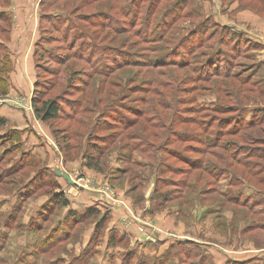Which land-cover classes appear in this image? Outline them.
Instances as JSON below:
<instances>
[{
    "label": "rangeland",
    "instance_id": "374dc122",
    "mask_svg": "<svg viewBox=\"0 0 264 264\" xmlns=\"http://www.w3.org/2000/svg\"><path fill=\"white\" fill-rule=\"evenodd\" d=\"M41 1L0 0V12L10 19L0 22L7 92L0 94V108L22 113L25 123L32 115L57 150L52 131L67 128L71 145L58 152L57 171L68 172L79 186L65 187L54 175L58 157L45 140L30 139V132L13 129L15 119L2 118L0 264H264V0H220L218 8L211 0H46L43 8ZM234 1L238 12L260 18L258 29L222 25L221 16L233 21L234 10L228 9ZM42 14L52 23L43 22L40 32ZM21 27L34 31L27 44ZM12 30L15 43L9 48ZM17 63L27 64L28 87ZM228 72L239 83L224 80ZM85 98L97 104L68 121L73 104ZM32 99L55 101L61 119L38 120ZM84 118L89 127L80 124ZM147 120L151 128L145 131ZM129 121L136 125L126 126ZM95 122L101 131H91ZM112 133L117 139L102 157L103 172L90 169L100 177L96 182L80 170L81 154L87 142ZM128 135L144 137L145 150L138 141L133 149L135 143L124 139ZM193 136L203 144L190 142ZM182 160L203 165L189 169ZM76 161L75 169L68 166ZM155 179L158 193L169 199L161 208V198L152 200ZM38 183L43 186L36 189ZM118 189L140 210V219L155 222L165 213L180 221V233L158 228L156 238L167 241L136 243L112 228L104 204L91 206L90 218L80 217L85 209L68 210L75 219L55 205L61 192L70 190L72 208L71 202L91 196L83 192L95 190L127 211ZM104 215L109 220L101 223ZM136 231L144 234L141 227Z\"/></svg>",
    "mask_w": 264,
    "mask_h": 264
},
{
    "label": "crops",
    "instance_id": "0c3cea01",
    "mask_svg": "<svg viewBox=\"0 0 264 264\" xmlns=\"http://www.w3.org/2000/svg\"><path fill=\"white\" fill-rule=\"evenodd\" d=\"M211 1L213 2V4H215L216 8L220 7V0H211ZM237 7H238V1H234L233 3L230 4V8L228 9V11L234 10V19H233V21H230L227 16L226 17L221 16V20L224 19L223 22L220 20L222 25H225V26L227 25L228 27H232V25H234V26H236L237 29L241 30L244 28V23H245L247 25L250 24L252 26H255V28H256L258 26V24L260 23V22H258V19H260V18H258L257 16H255L253 14H249V12H246V11L238 12ZM20 13H22V11H20ZM236 23H238V25H236ZM256 29H258V28H256ZM259 30L264 31V28H260ZM12 32H13V30L11 31V36H10L11 39H10V42L8 43L9 48L12 46V43H15V40L12 39L13 38ZM19 32H20V35H22V38H23L22 43H24V44H27L30 37L34 36V31L26 29L25 27H21ZM20 53L23 55L24 50H21ZM26 66H27V64H25V63H24V65H20L17 63V70L22 71V72H20L22 79H20V78L19 79H20V81H22L24 86L28 87L29 85L27 84V81L29 83H30V81H29V78L25 72ZM31 84H32V82H31ZM30 92H32V87H31ZM19 114L20 113H18V112H13V111L7 110V108H4V107L0 108V116H1L0 118H6L7 120L9 119L10 121H12V119H15V121L18 123L16 125V127H14L13 129L23 130L24 134L26 132H30V136H29L30 139H32V137H33V138H36L37 140H42V141L45 140V142L48 143V145L50 146V148L52 149V151L54 152L56 157H58L56 162L54 163V165L52 167V171L55 172V170L58 169L57 166H58V163L60 160L59 159L60 154L58 153V150L52 146V143H51L52 141L47 137L46 134H44V132L42 131V128L40 127V124L35 120V118L32 115L30 117L29 116L27 117V123H25L24 120L21 119L22 113L20 114V116H19ZM25 129H26V131H25ZM39 150H41V152L43 151L42 148H39ZM77 165H79L77 161L68 164L69 167H72L74 169L76 168ZM112 167L116 168V165H113ZM80 170L86 172L87 177L91 178L92 180H95L96 182H99L100 177L98 175H96V173L93 172L92 170L84 167L83 164H81ZM64 172L70 176V174L68 172L63 171V173ZM64 185H65V187L66 186L68 188L70 187L69 185H67V183L65 181H64ZM118 190L120 192V198L124 196L123 197L124 199H121V200L122 201L125 200V202H123V204L122 203L121 204L123 206L126 205L125 207L129 206L131 210L128 208L129 210L126 211L123 209L124 207H122L120 204L115 205L112 202H109L106 198H104V196L101 193H99L98 191L91 190L90 192H88V191L83 192V193H88L91 196H83L82 200H80L78 202V204H74V202H71L72 208L67 206L65 208V212H68V210H74V209H87V208H89L95 204H97V205L98 204H104L110 208L109 209L110 210V216H112L110 225L112 226V228L114 227L115 229L121 231V233H126L131 239H134V241L136 243L137 242L140 243L141 240H143V241L146 240V241L152 242L154 239L158 240L159 242L167 241L169 239L167 237L163 238L160 236L161 238H159V239L156 238V236L159 237L158 234H156L159 232L158 231L159 229L162 231V233H163V231H167V232L175 231L178 234L180 233V221L176 220L177 224H175V222H173L175 219L169 218L168 216L165 215V213H161L158 216L156 215L155 222H151V221H148L146 219H140V217H139L140 210L136 209L135 206L133 205L132 200L128 199V197L125 196L124 190H121V189H118ZM79 194H80V192L78 193V195ZM72 197H73L72 200H74L77 198V195L74 194V195H72ZM49 202H50V200H49ZM111 209H115V210H111ZM127 212L129 213L128 215H127ZM121 217L125 218L122 221L123 223L119 221ZM166 217H168V218H166ZM138 220H141V223H143V224L137 223V222H139ZM148 222H150V223H148ZM138 226L143 228L144 234L140 235L139 233H137L136 228H139ZM156 230L158 232H155ZM144 237H146V238H144ZM175 237H180V236H174L173 238H175ZM137 245H139V244H137Z\"/></svg>",
    "mask_w": 264,
    "mask_h": 264
},
{
    "label": "trees",
    "instance_id": "16d2710c",
    "mask_svg": "<svg viewBox=\"0 0 264 264\" xmlns=\"http://www.w3.org/2000/svg\"><path fill=\"white\" fill-rule=\"evenodd\" d=\"M45 1L46 0H42L41 1V3H40L41 8L44 7ZM179 3H180V0H179ZM151 5H152V1H151V4H150V7H151ZM41 11H43V9ZM130 14H131V11L128 10V15H130ZM48 20L51 22L52 21V18L51 17L48 18L46 16V14H42L41 15V17H40V27H39L40 32L42 31V27H41L42 23L43 22H48ZM9 21H10V19H9L8 15H6L3 12H0V22H6L7 23ZM226 28L227 27H223L224 30ZM237 36L239 37L238 34H237ZM182 42H183V40L181 41V43ZM223 42H224L223 39L220 40V43L221 44ZM197 48H201V41L199 42ZM194 50H196V49L195 48H192V50L190 51L191 52L190 54H194L195 53ZM34 57H35V55L33 54V58ZM2 74H3V72L0 70V94L5 95L7 92H6V87L3 86L4 83H3ZM218 75L219 74H215L214 76H218ZM223 78H224V80L231 79V80H234V81H237L238 82L237 77L236 76H233L232 77V75H230L229 72L227 74H225L223 76ZM195 80H197V78ZM240 84L245 85V82H241ZM90 101H92V103ZM32 103H33L34 114H35L36 118L38 120H40L41 122L48 124L50 122L59 121L61 119L60 118L59 106H58V104H56L55 101L50 100V99L49 100H43V101H41V100L34 101L32 99ZM96 104L97 103L94 100H91L89 98H85L84 101L81 100L77 104H73V105H76V108H73L72 113L70 112L71 114L68 113V115H67V118L69 119L68 121H71L73 118H70V117H73L74 115H78L81 110H82V114L83 115L88 114L89 112L87 110V107L88 106L95 107ZM151 117L156 118V120H158V121H160V119H161V117L159 116V113H154V115L151 116ZM157 118H159V119H157ZM89 120H90L89 118L88 119L84 118V119L80 120V122H81L80 124H82V125L84 124L87 127H89L90 126ZM150 122H151V120H147L145 122V125L143 127L145 131H148L151 128V126L148 124ZM133 123H134L133 121H131V122L129 121L125 125L126 126L128 125V127H130V125H132ZM5 124H6V120L1 118L0 119V127H2ZM191 124L192 125H196V122L194 120H191ZM101 125L102 124H100L98 122L93 123V125L91 127V131L92 132H95V131L99 132V131H101L102 130V126ZM113 125H115V124H113ZM134 125H136V122L133 124V126ZM151 125H152V123H151ZM107 126L108 127H111L112 125L111 124L110 125L107 124ZM249 127H253V124L251 122L249 123ZM52 134H53V137H54L56 146L58 148V152H60V153L62 151L65 152L66 149L70 147V145H71L70 143H71V139H72V135L67 132V128H64V129L54 128V130L52 131ZM113 134L114 133L109 134V135H105V136H101V137H97L96 138V141H94V142H87V145L85 147L86 150H85V152H83V154H81V158L84 161V164H83L84 167H86L87 169H92V170H94V171H96L98 173H102L103 172L102 162H101L102 161V157L105 156L106 151L108 150V148L110 146H112L114 144V142L116 141V139H117V138L114 137L116 135L115 134L113 135ZM227 135H232V134L230 132H227ZM153 137L156 138V139H158V135L157 136L153 135ZM124 139H125V141H128V143L129 142H134L135 143V147L133 149H135V150H137V148H136V145H137L136 142L137 141L140 144H142V142H144L142 144L143 145L142 147H144L145 144H146V141H145L146 139H144V137L143 138H136L135 136L128 135V136L124 137ZM147 139H148V137H147ZM206 139L207 138H205L204 141H206ZM188 140L190 142H196L197 144H203L201 142V139L199 138V136H193V137H191ZM209 145H210L209 148H211V147H217L215 143H214V145L213 144L212 145L209 144ZM206 148H203L202 150H200L201 148H193L192 147L191 149H192V151L205 153V150L208 149V148L207 149ZM143 150H145V147L143 148ZM131 152H134V151H132V149H131ZM142 152L143 151L140 150V153H142ZM131 155L132 154H129L128 155V158L131 157ZM231 158H233L235 160V158L233 157V155L231 156ZM235 161L239 163L238 160H235ZM182 162L184 164L188 165L189 166V169H191V168H193V169L197 168L198 169L199 168V165L200 166L203 165V164L199 163V160L198 161L193 160L192 161V164L191 163H188L187 161H183V160H182ZM241 165H243V167L246 169L247 175H249L250 177L254 178V176L256 175V173L254 171L251 172L250 169L246 166V164H241ZM40 173H42V172H40V171L37 172V174H36L35 177L37 178L39 175H41ZM53 173L58 178V176L56 175V173L55 172H53ZM117 179H119V178H117ZM34 181H35V179H34ZM158 181H157V179H155V187H154V194H153L152 200H154L155 198H161V202L158 203L159 208H161L169 199H168L167 195H165L164 193H160V192L158 193V189H157V187H158L157 186ZM42 186H43L42 183H38L36 189H39ZM56 188H58V187L56 186ZM34 190H31V191H34ZM31 191H30V193L28 195H30V194L32 195L34 193V192L32 193ZM57 195L58 196L55 195V198H54L55 199V205L60 206V207H63V208H66L68 206V202H67L68 199H66L67 197L65 196V194L61 192V194H57ZM237 200L238 199H235V198L228 199L229 202H233L235 204L237 203ZM93 212H95L94 211V208L93 207H89V208L85 209L84 213L80 217L81 218H84V217L90 218L91 216H94L95 215ZM66 217H70V219L77 218L75 216V214H71L69 212L66 214ZM42 220L45 221V218H42ZM108 220H109V217H107V215H104L101 218V221L100 222L101 223H105ZM178 243H180V241ZM249 261H251V260H249ZM249 261L246 260V261H244L242 263L243 264L244 263H248Z\"/></svg>",
    "mask_w": 264,
    "mask_h": 264
},
{
    "label": "water",
    "instance_id": "95a60500",
    "mask_svg": "<svg viewBox=\"0 0 264 264\" xmlns=\"http://www.w3.org/2000/svg\"><path fill=\"white\" fill-rule=\"evenodd\" d=\"M55 173L59 178H62L67 183V185L73 186L75 184L67 173H63L57 170L55 171Z\"/></svg>",
    "mask_w": 264,
    "mask_h": 264
},
{
    "label": "built area",
    "instance_id": "2783aa9c",
    "mask_svg": "<svg viewBox=\"0 0 264 264\" xmlns=\"http://www.w3.org/2000/svg\"><path fill=\"white\" fill-rule=\"evenodd\" d=\"M81 181V180H80ZM74 182V181H73ZM75 183V182H74ZM74 185L79 186V184L75 183ZM65 194V196L67 197V194L70 193V191L68 190V193L66 194L65 192H63Z\"/></svg>",
    "mask_w": 264,
    "mask_h": 264
}]
</instances>
